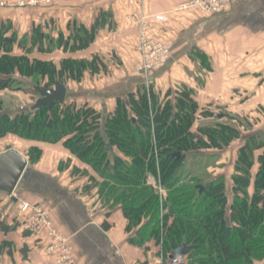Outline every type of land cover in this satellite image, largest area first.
<instances>
[{"label": "trees", "instance_id": "trees-1", "mask_svg": "<svg viewBox=\"0 0 264 264\" xmlns=\"http://www.w3.org/2000/svg\"><path fill=\"white\" fill-rule=\"evenodd\" d=\"M97 28L87 30L72 22L67 26V35L58 31L54 38L39 25L19 38L11 24H3L0 27V92L23 91L21 86L26 79L32 82L24 86L33 91L35 86L53 89L58 84L65 86L69 80L80 83L85 72L95 75L104 70L98 57L91 61L63 57L58 63L32 57L35 52L74 54L86 49L94 41ZM193 96L191 90L183 88L166 93L160 101L151 90L142 87L125 100L117 99L113 113L108 115L67 101L50 108L34 105L10 114L0 100V140L9 135L37 143L65 139L64 146L100 178L72 168L73 176L87 178L82 193L89 195L96 187L108 213L121 210L127 221L128 242L133 246L143 248L152 241L157 244L162 240L167 257L187 246L188 264L261 262L264 257V134L247 136L237 151L230 176L231 201L226 196L223 177L209 178L205 183L193 176L183 179L188 159L202 158L204 150L224 151L241 138L238 126L219 120L226 117L241 125L239 119L226 114L215 118L208 110L200 111ZM201 121L204 123L199 126ZM195 123L198 125L194 130ZM41 153L39 146L31 147L27 154L28 166L36 164ZM150 177L165 187L166 196L147 183ZM102 226L108 229L106 223ZM17 229V225L0 222L2 234L14 233ZM5 249L12 256L11 242L2 241L0 254ZM26 251V246L20 250L23 254Z\"/></svg>", "mask_w": 264, "mask_h": 264}, {"label": "crops", "instance_id": "crops-1", "mask_svg": "<svg viewBox=\"0 0 264 264\" xmlns=\"http://www.w3.org/2000/svg\"><path fill=\"white\" fill-rule=\"evenodd\" d=\"M62 1L54 2L52 7L11 4L0 8V27L11 24L19 38L39 25L54 38L58 31L67 35V26L72 22L87 30L98 27L89 47L68 57L86 61L98 57L105 69L95 75L84 73L82 80L86 83L89 80V88L81 84L82 81L67 82V102L74 103L78 98L85 103L92 100L94 110L108 115L113 113L117 99L124 100L142 87L151 90L160 101L168 92L191 90L200 111L208 110L215 118L226 114L242 123L226 117L219 119L238 126L241 133L234 149L230 146L223 155L224 160L231 157V165H227L231 176L244 139L251 134H264V0H231L224 12L212 17L176 11L178 6L191 0ZM140 12L149 22L151 36L163 42L171 52L167 62L146 77L138 69L137 28L126 19ZM39 148L43 153L44 148ZM209 153L217 154L214 150ZM67 159L71 161V169H83L71 155L66 154L64 160ZM52 164L48 171L39 169L37 164L28 166L19 189L23 201L27 202L24 197H28L29 202L49 213L53 228L67 239L78 264H159L155 246L138 248L128 242L127 221L121 210L108 213L96 197L82 193L83 186L73 181L71 173L60 174ZM213 177H223L227 189L232 187L227 174L218 173ZM228 199L231 201V197ZM104 223L108 229L103 228ZM16 232L0 233V244L11 242L13 250L15 246L12 256L7 249L0 254V264L48 262L41 246L43 239L22 234L19 247L11 240ZM24 246L27 247L25 254L20 252Z\"/></svg>", "mask_w": 264, "mask_h": 264}, {"label": "rangeland", "instance_id": "rangeland-1", "mask_svg": "<svg viewBox=\"0 0 264 264\" xmlns=\"http://www.w3.org/2000/svg\"><path fill=\"white\" fill-rule=\"evenodd\" d=\"M5 1L9 3L5 7H9V5H11V4L16 5L17 7H31V6H39V7L40 6H43V7L51 6L52 7L54 5V2H58V4L63 2L62 0H47L44 2H37V3L31 4L30 0H5ZM21 2H23V5H21ZM27 2H29V4ZM69 2H70V0L68 1V3ZM74 3H77L76 0L74 1ZM5 7H0V8H5ZM140 14H142V13L140 12L138 15H140ZM144 18L146 20L145 25L148 24L147 25L148 37L153 39L154 41L160 43L161 45H165L163 42H161L158 39H155L154 37L151 36L149 22L145 16H144ZM131 26H134V24H132ZM136 28L137 29H136L135 52L139 56L140 65H141V61H142L141 56L137 50L139 37L141 38L140 33H139V31L141 30V27L138 24V27L136 26ZM46 49H47V47H46ZM17 52L18 51H15V53H17ZM69 55H71V54L61 53L58 51H51L50 53L48 52V54H43V55L35 52L32 55V57H36V58H39L42 60H49L50 59V60L56 61V63H58L63 57H68ZM149 73H151V72H149ZM148 74L143 73V75L145 77L148 76ZM96 80L97 79H95V82L99 84L100 83L99 80H97V81ZM69 81H71V80H69ZM81 81H82L81 84L85 85L88 88L91 87V85L88 84L89 80L87 81V83H86L85 79H83V80L81 79ZM31 82H32L31 80L26 79V80H24V85L25 84L31 85L30 84ZM72 82H74V81H72ZM107 82H110V80H108ZM24 85L21 86L23 91H17L16 90V91L0 92V100L3 101L5 110H7L10 114H14L16 111H19V110L25 109V108H30V106H34L37 99L39 98V96L33 90L27 88ZM68 98H69V94L67 93L66 101L68 100ZM125 99H127V97ZM73 102L77 107H82V106L86 105L87 107L93 108V106H94V103L92 102V100H90L89 103H85V100L78 98L77 100H75ZM203 123H204V121H201L198 124H199V126H201V124H203ZM195 124L198 125L197 123H195ZM196 125H194V128H193L194 130L197 128ZM64 141H65V139L62 138L60 141H58L56 143H37V142L31 141V140L21 139V138L16 137V136L9 135L6 138L0 140V154L5 153V152L13 149V150H16L20 154L27 157L28 151L30 150L31 147L42 146V148H44V152L40 154L41 156L39 157V160L36 163L39 169H41L43 171H48V168L51 166V162H53L52 165L58 169V172L60 174L65 173L64 175L67 176L68 174L71 173V176H72L71 178L74 179L73 181H78L79 184H81L80 186H84L86 183H88L86 176L85 175H84L85 177L80 176L79 174H76L73 176L72 169L70 168L71 161L69 163V162H67V161H69V159L64 160L66 158V154H69L72 156V158L75 159L77 164H79L81 167H83V169H79L80 172L85 171V172H87V174L94 176L99 180L100 179L99 176H97V174L92 170V168H90V166H88L87 164L78 160L64 146V144H63ZM233 143H234V145H232ZM233 143L230 146H232L231 148L234 149V147L236 146L235 145L236 142H233ZM226 150H229V149L227 148ZM211 151H209V150L208 151L207 150L201 151L202 154H204V156L202 158L195 157L192 160L188 159L187 163L185 164V167L183 168V175H182L183 179L192 178V176H193V177H196L197 180H200L203 183H205V182H207V180L209 178L210 179L214 178L213 176H216L218 173L224 174V175L227 174V178L229 179L230 175H229V169H228L227 165L228 166L231 165V157H229V158L227 157L224 160L223 155L225 154V150L224 151H215V152H217V154L215 153V155L210 154L209 152H211ZM220 152H221V154H220ZM156 153L157 152L154 150L153 154L156 155ZM228 156H230V154ZM221 162H225V165H222ZM61 165H62V169H60ZM57 169H55L54 171H56ZM67 171H68V173H66ZM22 182H23V180H22ZM147 183L151 187H153L154 190L156 192H158L160 195L166 196L165 187H163L160 183L158 184L157 181L155 180V178H153V177L148 178ZM228 184H230V182H228ZM81 190H82V187H81ZM17 192L15 193V196L17 198V202L23 201L22 200V190L17 191ZM90 192H91V194H89L88 196L96 197L97 200L103 205V201H101V199L99 198L98 188L95 187V188L91 189ZM226 196H227V198H230L231 188L227 189ZM24 198H26L28 203L32 204L31 202L28 201V199H29L28 197H24ZM16 203L11 202V200L8 197H5V196L0 197V222L7 224L9 226H12V225L18 226V232H16V234H14L12 236L13 239H11V240H14V242L16 241L17 246L20 247L21 242H22L21 241L22 234H23V232H26L25 229L23 228L25 218L23 215H21L19 213L17 206H16ZM35 206H37V205H35ZM37 207H39V206H37ZM39 208H41V207H39ZM42 210H44V209H42ZM107 210L108 209H105V211H107ZM44 211L46 212L48 219L50 221L49 213L46 210H44ZM166 211L167 210H165L164 212H166ZM51 224H52V222H51ZM165 235H166V233H165ZM31 236H33V235H31ZM33 237H37V238L39 237L42 239L41 236L34 235ZM30 239H33V238H30ZM43 241H41L42 242L41 246L44 248L45 253H46L45 257L48 260V262L43 261L44 262L43 264H58V261H56L55 256H53L50 253H47V246H48L47 241L45 239H43ZM65 241H67V239H65ZM149 244L156 247V251H157L156 257L159 260V264H165L167 261V258H168L167 255H169V254L164 253V250L162 247L163 246L162 240L159 241L157 244L154 243L153 241ZM33 245H35V244L32 243L30 246L32 247ZM12 246H13V243H12ZM183 247L186 248V250H187L186 254H187L188 253L187 246H182L179 248V250H182ZM13 251L15 252V246H14ZM71 251H72V255H73V250L71 249ZM185 255H180L178 252L176 254L177 257H180L181 259H183L184 262L182 264H188V261H187ZM73 258L75 259L74 255H73ZM75 261L77 262L76 259H75ZM262 261L264 262V257H263ZM23 264H25V263H23ZM77 264H78V262H77Z\"/></svg>", "mask_w": 264, "mask_h": 264}, {"label": "built area", "instance_id": "built-area-1", "mask_svg": "<svg viewBox=\"0 0 264 264\" xmlns=\"http://www.w3.org/2000/svg\"><path fill=\"white\" fill-rule=\"evenodd\" d=\"M47 0H30V3L44 2ZM231 0H191L176 8L177 12H194L204 17H212L224 12L229 6ZM29 4V2H27ZM9 3L0 1V7H5ZM23 5V2H21ZM127 21L134 26L141 27L139 31L141 38L138 40V52L141 56V65L139 70L145 74L158 71L169 59L170 50L167 46L161 45L148 37L147 25L142 14H134L126 17ZM137 24V25H136ZM17 209L24 216L23 228L31 235L41 236L47 241V253L55 256L58 264H77L73 258L71 248L67 241L62 238L53 228L48 216L44 210L32 205L26 201H18ZM184 261L176 255L167 258L165 264H182Z\"/></svg>", "mask_w": 264, "mask_h": 264}, {"label": "water", "instance_id": "water-1", "mask_svg": "<svg viewBox=\"0 0 264 264\" xmlns=\"http://www.w3.org/2000/svg\"><path fill=\"white\" fill-rule=\"evenodd\" d=\"M39 98L35 103V108L43 105L49 108L53 104L62 105L67 99V90L64 85L58 84L53 89L42 86L33 87ZM179 157V154H177ZM28 169V159L16 150H9L0 154V197H8L13 203L17 202L15 192ZM186 248L179 250L180 255L186 254Z\"/></svg>", "mask_w": 264, "mask_h": 264}]
</instances>
